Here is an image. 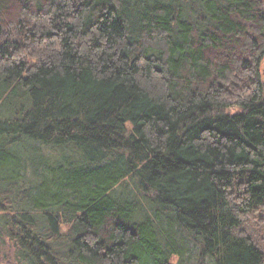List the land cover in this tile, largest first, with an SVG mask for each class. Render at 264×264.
<instances>
[{
  "label": "trees",
  "instance_id": "trees-1",
  "mask_svg": "<svg viewBox=\"0 0 264 264\" xmlns=\"http://www.w3.org/2000/svg\"><path fill=\"white\" fill-rule=\"evenodd\" d=\"M0 264H264V0H0Z\"/></svg>",
  "mask_w": 264,
  "mask_h": 264
},
{
  "label": "rangeland",
  "instance_id": "rangeland-1",
  "mask_svg": "<svg viewBox=\"0 0 264 264\" xmlns=\"http://www.w3.org/2000/svg\"><path fill=\"white\" fill-rule=\"evenodd\" d=\"M3 253H5V249H3Z\"/></svg>",
  "mask_w": 264,
  "mask_h": 264
}]
</instances>
